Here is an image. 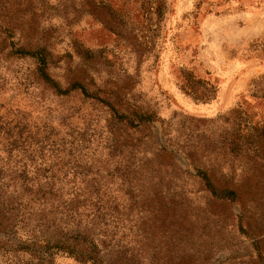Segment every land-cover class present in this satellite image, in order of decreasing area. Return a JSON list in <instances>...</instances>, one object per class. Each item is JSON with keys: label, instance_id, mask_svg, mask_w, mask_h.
Masks as SVG:
<instances>
[{"label": "rangeland", "instance_id": "rangeland-1", "mask_svg": "<svg viewBox=\"0 0 264 264\" xmlns=\"http://www.w3.org/2000/svg\"><path fill=\"white\" fill-rule=\"evenodd\" d=\"M43 45L62 87L154 120L123 132L104 103L55 95L13 53ZM198 168L238 198H215ZM2 176L92 194L109 264H264V0H0ZM8 231L4 246L27 239Z\"/></svg>", "mask_w": 264, "mask_h": 264}, {"label": "trees", "instance_id": "trees-1", "mask_svg": "<svg viewBox=\"0 0 264 264\" xmlns=\"http://www.w3.org/2000/svg\"><path fill=\"white\" fill-rule=\"evenodd\" d=\"M78 50L88 57L93 54L88 48ZM13 53L35 58V76L55 95H66L79 90L83 97L104 103L109 109L110 124L117 125L123 132L138 129L154 120L152 113L141 109L117 107L113 102L90 91L80 80H74L68 87H62L49 73L53 55L44 45L36 48L18 46L14 48ZM115 139L117 143L119 141L117 135ZM122 145L134 146L127 141L121 142L120 146ZM156 153L162 152L158 150ZM197 172L204 189L215 198L231 200L238 198L235 189L219 187L205 169L198 168ZM0 179L5 180V177L2 176ZM0 182L3 184L0 185V235L5 234L4 239H0V264H53L54 256L59 252L75 257L82 264H109L102 249V246L106 247L107 244L105 241H97V236L93 232V227L100 224L99 222L105 223L106 207L92 202V194L84 195L73 191L57 194L51 190L37 192L28 187L25 180L21 183L24 189L20 192L12 179L5 185L2 180ZM104 195L106 196V193ZM56 198L57 204L49 201ZM39 200L48 201L52 207L46 208L43 202L33 205ZM5 229H9V233L22 229L27 234V239L20 240L14 237L13 241L4 246L2 245L5 243L4 240L6 242L10 240Z\"/></svg>", "mask_w": 264, "mask_h": 264}]
</instances>
